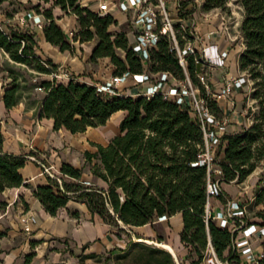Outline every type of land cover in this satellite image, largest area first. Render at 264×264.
I'll use <instances>...</instances> for the list:
<instances>
[{
	"label": "trees",
	"instance_id": "obj_1",
	"mask_svg": "<svg viewBox=\"0 0 264 264\" xmlns=\"http://www.w3.org/2000/svg\"><path fill=\"white\" fill-rule=\"evenodd\" d=\"M6 1L9 0H0V6ZM36 1L38 3L31 4V0H28V8L45 17L43 36L60 51H72L73 46L55 23L52 13L54 6L76 16L79 28L73 35V41L83 43L97 39L90 61L109 57L114 67L113 75L143 72V65L128 45L125 33L115 34L109 30L110 26L117 24L111 15H101L81 6L79 0ZM227 1L202 0L201 8L203 11L223 10ZM40 2L51 3V7L41 10ZM186 4L187 1H179V17L187 18L188 12L182 11ZM240 4L244 10L240 24L244 48L238 55V69L252 81L251 96L257 102L258 110L248 127L234 134L223 135L225 144L219 166L225 183L233 180L242 182L253 171L256 163L264 159V0H240ZM0 48L11 60L29 65L39 74L50 75L57 70L50 60L41 59L36 54V42L32 34L6 32L0 28ZM148 70L153 73L169 72L177 79L185 77L183 68L164 36L149 55ZM186 71L192 83L200 89L201 95L207 98L210 110L219 115L218 105L209 99L196 77L192 56L187 57ZM41 87L44 96L38 117L52 119L55 131L65 129L71 134L83 133L89 127L105 125L114 112L125 111L118 133L107 144L93 143L95 151H83L84 166L88 167L91 180L83 178V166L62 162L60 172L74 181L64 180L58 185L47 176V184L33 189V196L44 211L56 216L70 200L81 202L92 216H99L113 227H119V222L126 226H143L157 218L180 213L183 222L180 241L189 253L193 252L197 256L192 264H198L207 242L203 221L206 170L192 165L201 152L203 140L200 127L188 111L164 99L160 93L149 98L102 95L95 86L77 82L73 77H69L66 82L55 78L43 80ZM2 101L7 110L14 107L19 101L18 85L12 83L6 87ZM27 159V155L4 151L0 139V192L25 186L20 169L25 166ZM263 198L264 184L257 201ZM70 215L77 217L79 213L72 211ZM255 215L264 225V208ZM209 234L217 254L222 255L230 243V234L212 222H209ZM157 241L161 242L162 238L157 237ZM36 244L30 242L31 247ZM87 246L83 245L82 249ZM137 246L140 264H175L169 253L162 249ZM33 257V252L28 253L23 264H30ZM86 258L101 264H111L95 254L83 256L81 260Z\"/></svg>",
	"mask_w": 264,
	"mask_h": 264
},
{
	"label": "crops",
	"instance_id": "obj_2",
	"mask_svg": "<svg viewBox=\"0 0 264 264\" xmlns=\"http://www.w3.org/2000/svg\"><path fill=\"white\" fill-rule=\"evenodd\" d=\"M16 1L22 6V9H18L14 12L12 17H5L3 13L1 14V7L4 6L7 1L0 6V17H4V24H1L2 27H4L7 32L15 31L32 34L36 42V54L41 59H48L55 64L57 68L60 69L59 73L66 72L70 77H73L75 81L93 86L107 81L113 75L114 67L109 57H101L94 62L90 61L92 51L97 44L96 38L83 43L73 41V35L79 28L75 15L65 13L58 6L52 8L55 23L63 31L66 40L73 46L72 51L65 50L62 52L58 47L45 40L42 29L37 28L33 18H28L26 15L27 12L32 11V9L28 8L30 6L28 0ZM120 1L121 0H79L81 6L88 7L90 10L100 13L101 15H111L116 20L117 24L110 26L109 30L112 33L124 31L128 45H130L134 41V28L130 20V14L120 9ZM179 1L180 0H166L168 9L173 16L177 15L175 6ZM36 3H38V1L31 0V4ZM40 4L41 10L42 8L51 7V3L40 2ZM38 14L41 20L45 18L41 13ZM205 36L208 38L209 34L206 32ZM201 38L203 39V35ZM217 47L220 50L218 45ZM236 65L238 67L237 61ZM50 79V75H43V80ZM67 79L68 78H65L63 81L66 82ZM146 87V83L135 85L132 80H128L118 85L117 90L123 96L136 97L137 93L143 91ZM237 92H234L232 97L236 98L238 96ZM42 98L37 102L35 107H27L26 103L19 98L18 103L7 110L3 104L2 97H0V134L2 149L16 155H26L29 153L30 149H33L34 153L36 152L35 155H32L34 159L31 160L28 158L29 160H27L25 166L20 169L25 186L6 189L0 192L3 193L4 199L2 200L5 203L4 207L0 209V230H2L4 226H8L11 229L8 231L11 233L9 235L12 236L9 254L10 258L16 259L25 254V250L28 245L30 246V242H35L37 244L41 243V247L48 249L44 254H47L46 256L50 264H67L66 262L69 264V262H73V260H68L66 258L67 256H65V254L69 252L64 248L67 243L73 245V250H80L82 256L91 254L115 256L123 254L127 245L125 239L123 237H118L116 235L117 231L113 226L105 223L99 216H92L84 203L70 200L66 207L58 211L56 216H51L44 211L40 202L33 196V190L26 188V185L30 184L36 187L48 183L47 175L42 172V168L45 166L43 158H47V156L42 153V151L46 149L52 150V148L64 145L62 140H57L59 132H69L65 129L53 130L52 119H39L38 115ZM225 104L224 102L219 103L221 116H223L226 121V126L223 128V135L237 133L241 131L239 126H236V124L240 125L238 122L239 117L230 116L229 112L226 110ZM124 115L125 111H116L110 116V118L112 117L114 119L109 118L107 123L110 121H117L120 123ZM12 122H16L17 126L11 128L10 123ZM227 122L229 123L228 125ZM89 129L94 128H87V130ZM84 150L90 149L85 147L83 151ZM55 153L56 152L50 155L49 159L52 160ZM220 156L223 158V149ZM63 162H68L76 167L80 166L71 159H67ZM51 165L52 167L59 166L56 163ZM226 184L227 183L222 182L221 186L224 193L230 197V193L226 190ZM72 211H78L79 215L77 217L71 216L70 213ZM119 224L120 227L118 228L130 232L122 223ZM153 225L154 228L150 227L148 229L146 228L148 224L138 227H128L135 229L145 228L146 234L151 238L157 236L155 229L158 227L163 232V235L167 237L172 247H177L178 244H182L180 241V233L183 229V222L180 213L171 217H166L164 220H159ZM26 226L29 227L28 232L24 230ZM167 226L170 227L169 229L171 230L165 228ZM171 236L173 237V241H170ZM162 241H164L163 238ZM83 245L88 246L83 250ZM37 257L39 258L38 255ZM86 259L90 260V258ZM36 260L38 261L37 258L31 260L30 264H34Z\"/></svg>",
	"mask_w": 264,
	"mask_h": 264
},
{
	"label": "built area",
	"instance_id": "obj_3",
	"mask_svg": "<svg viewBox=\"0 0 264 264\" xmlns=\"http://www.w3.org/2000/svg\"><path fill=\"white\" fill-rule=\"evenodd\" d=\"M119 7L130 14L134 28V41L129 46L139 57L144 69L141 73L125 72L121 75H112L107 81L95 85L96 91L102 95H115L120 94L117 90L118 85L128 80H132L135 85L146 83L147 87L137 93L136 97L149 98L160 93L164 99L188 111L190 117L200 127L203 140L201 152L192 165L204 167L206 170V201L203 221L207 242L198 264H264V225L260 218L255 214L252 215L250 210L255 200L254 194L251 193L249 199H243V195L232 198L227 196L222 189V170L219 163L223 159L220 154L225 144L223 128L226 121L223 116L219 117L210 110L207 98L202 96L200 89L192 83L186 71L187 57H193L196 77L204 86L206 95L218 107L220 100H225L228 107L233 104L232 93L243 88L245 84L243 74L235 80L225 82L219 90L211 91L204 67L206 65L223 67L226 52L219 51L216 44L203 45L199 50L197 45H200L202 40L195 27L193 30L190 29L192 25L189 18L173 16L166 0H121ZM179 8V3H177L175 6L177 14ZM26 15L28 18H33L35 26L39 29H42L46 23V19L41 20L40 15L33 10L27 12ZM163 36L167 38L170 50L183 68L185 74L183 79H177L169 72L153 73L147 68L149 55L157 48ZM178 37L182 42H179ZM59 72L60 69L57 68L50 74L51 78L63 80L70 77L66 72ZM27 157L34 159L33 156ZM51 168L52 166H43L42 172L55 178L50 171ZM229 183L240 186L244 193L247 192L246 182L233 180ZM165 218L166 216H163L159 219L164 220ZM209 222L230 234V243L222 255L217 254L211 242ZM24 230L28 232L29 227L26 226ZM175 264H180L176 258Z\"/></svg>",
	"mask_w": 264,
	"mask_h": 264
},
{
	"label": "rangeland",
	"instance_id": "obj_4",
	"mask_svg": "<svg viewBox=\"0 0 264 264\" xmlns=\"http://www.w3.org/2000/svg\"><path fill=\"white\" fill-rule=\"evenodd\" d=\"M182 1H187V4L185 5L184 9L182 8V11L188 12L187 18L191 20L189 22L192 25L190 29L193 30V27H195L198 35L200 37L203 35V39L201 38V44L197 45L199 50L203 45L208 46L211 44H217L221 51L226 52L225 65L223 67L210 65H206L204 67L209 89L211 91H217L223 86L225 82L232 81L240 77L241 73L238 70L236 61L238 55L244 48L243 38L240 32V24L244 16V10L240 4V0H228L225 9H213L210 11L202 10V0ZM18 9L21 10L22 6L19 5L16 0H9L4 6L1 7V14L3 13L5 17H12L13 13ZM3 19L4 17H0L1 27V24H4ZM2 29L7 32L4 27H2ZM121 32L125 33L124 31ZM206 32L209 34L208 38L205 36ZM210 32H212V34ZM114 33L116 34L117 32ZM118 52L120 55L122 54L120 51ZM43 75L44 74L35 72L29 65L14 62L9 58V55L0 48V97H2L4 89L14 83L18 85L19 98H21L26 103L27 107H35L37 105V102L44 95V90L41 87ZM243 77L245 78V84L243 88H239L237 90L238 92L234 91L237 92L238 96L236 98L232 97L233 104L229 105V107L226 106V110L229 112L230 116L239 117L238 122L240 123V125L236 124V126H239L241 130L251 124L258 110L257 102L251 96L253 91L252 81L246 75H243ZM221 102L226 103L225 100H220V103ZM218 114L220 117L222 115L221 111ZM228 124L229 123L227 122V125ZM10 126L11 128H14L15 126H17V123L12 122L10 123ZM118 130L119 123L117 121H110L108 123L106 122V124L103 126L89 129L83 133L70 134L69 132L65 131L59 132L57 140H62V142H64V145L57 146V148H52L53 151L50 149L42 151V153L47 156V158H43V163L46 167L52 166L51 164L54 163L59 165L56 167L53 166L51 168L50 171L55 176V178H51L54 179L58 183V185H61L62 181L64 180L67 182L74 181L69 177L64 176L60 172L61 163L63 161H66L67 159H71L76 164H79V167H84L83 178L85 180H91V176L88 174V167L86 165L84 166L83 164V149L87 147L91 151H95L96 148L92 145L93 143H107L112 138V136L118 133ZM54 152L56 153L54 154L53 159H49V156ZM35 154L36 152L34 153L33 149H30L29 153L26 155L32 156ZM242 182H246L248 184L246 193H244L240 189V186H237L235 184H226V190L228 191V193H230V197L233 198L243 195V199H249V197H251V193H253L255 200L250 206L251 213H253L252 215H254L258 211H262V209L264 208V198L259 202L257 201V195L264 184V159L259 160L256 163L253 171L249 173ZM26 188H30L31 190H33L35 187L34 185L30 184L27 185ZM2 199H4V196L3 193H0V209L4 207V201ZM159 220V218L155 219L153 222L149 223L146 228H154L153 224H155ZM124 226L130 232H126L125 230H122L118 227L113 228L117 231L116 235L118 237H123L125 239L127 243L125 252L121 256L101 255L103 261L111 264H140V250L137 245H144L147 247H156L158 249H162L169 253L173 263H175V258L179 261L180 264H192V261H195L197 259V256L193 252L189 253V251L183 244H178L177 247H174L177 255V257H175V255L171 254L161 246L147 242L153 241L156 243L169 244L167 237L163 235V232L158 227L157 229H155L157 235L156 237L163 238L164 241L161 242L157 241L156 237H149L145 232V228L135 229L129 228L126 225ZM165 228L169 229L170 227L167 226ZM9 230L11 229L8 226H4L3 229L0 230V264H23L25 256L28 253L32 252L34 253V257L31 260H35V258L38 259V261L36 260L34 264H50L48 261L49 259L46 256L47 254H44L48 249L41 247V243L35 245L34 247L28 245L25 250L27 254L25 253L22 256L17 257L16 259L10 258L9 254L11 250L10 245L12 236L9 235L11 234L10 232H8ZM138 239H142L144 241H137ZM170 241H173L172 236L170 238ZM64 248L69 251L65 254V256H67L66 258L71 261L73 260V262H69V264H101L96 263L92 259H84L82 261L81 257L83 256L80 250H73V245L70 243H67L66 247ZM40 251H42V255L38 258L37 255H40ZM106 258L108 259L106 260ZM66 263L68 264V262Z\"/></svg>",
	"mask_w": 264,
	"mask_h": 264
},
{
	"label": "bare ground",
	"instance_id": "obj_5",
	"mask_svg": "<svg viewBox=\"0 0 264 264\" xmlns=\"http://www.w3.org/2000/svg\"><path fill=\"white\" fill-rule=\"evenodd\" d=\"M110 119H114V118L111 117ZM137 241H144V240L138 239ZM147 242L154 243V244H156L158 246H161L162 248L166 249L171 254L175 255V257H177L176 252H175V248L172 247L170 244H168V243H156V242H153V241H147ZM41 255H42V251H40V255H38V256H41Z\"/></svg>",
	"mask_w": 264,
	"mask_h": 264
},
{
	"label": "water",
	"instance_id": "obj_6",
	"mask_svg": "<svg viewBox=\"0 0 264 264\" xmlns=\"http://www.w3.org/2000/svg\"><path fill=\"white\" fill-rule=\"evenodd\" d=\"M119 223H122V222H119Z\"/></svg>",
	"mask_w": 264,
	"mask_h": 264
}]
</instances>
